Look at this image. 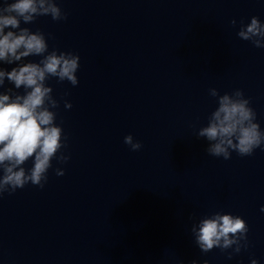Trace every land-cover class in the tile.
Segmentation results:
<instances>
[{
    "label": "water",
    "instance_id": "1",
    "mask_svg": "<svg viewBox=\"0 0 264 264\" xmlns=\"http://www.w3.org/2000/svg\"><path fill=\"white\" fill-rule=\"evenodd\" d=\"M252 16L264 0H118L74 50L79 84L49 83L71 158L0 197V264H264V149L224 160L195 135L210 88L242 89L264 130V49L236 36ZM217 211L249 227L231 259L191 232Z\"/></svg>",
    "mask_w": 264,
    "mask_h": 264
},
{
    "label": "clouds",
    "instance_id": "2",
    "mask_svg": "<svg viewBox=\"0 0 264 264\" xmlns=\"http://www.w3.org/2000/svg\"><path fill=\"white\" fill-rule=\"evenodd\" d=\"M41 16H50L53 21L67 20V13L58 5V0H3L0 3V62L16 65L10 71L0 67V88H4L6 80L14 86L0 91V197L5 193L12 195L29 184L43 189L53 160L66 164L71 158L65 154L68 137L63 121L56 123L58 113L53 110L59 108L60 101L53 96L48 81L55 78L58 83L67 81L77 86L80 56L71 51L49 50L48 38H54L51 33L46 38L40 30L33 32L21 27L22 22L31 24ZM230 24L237 27L235 19ZM236 36L255 48L264 49V22L257 16H252L248 23L241 20ZM31 56L40 59L25 62ZM208 93L217 107L208 115L207 124L195 132L197 138L207 140V154L229 160L233 152L245 157L257 148L264 149V130L244 91L237 88L221 94L217 88H210ZM69 94L65 92V96ZM64 107L71 109L72 104L65 100ZM124 144L133 152L143 147L131 134L124 137ZM29 160L32 166L26 168ZM54 172L57 176L65 174L60 167ZM191 232L203 253L219 248L231 259L249 246L246 220L231 213L217 211L204 216L192 224ZM229 249L232 251L228 252ZM190 264L198 261L192 260ZM251 264L258 261L252 259Z\"/></svg>",
    "mask_w": 264,
    "mask_h": 264
}]
</instances>
